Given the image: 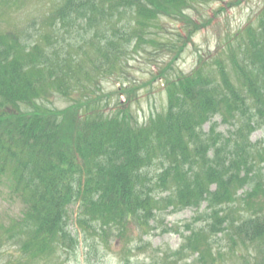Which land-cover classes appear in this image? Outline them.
<instances>
[{
    "label": "trees",
    "instance_id": "16d2710c",
    "mask_svg": "<svg viewBox=\"0 0 264 264\" xmlns=\"http://www.w3.org/2000/svg\"><path fill=\"white\" fill-rule=\"evenodd\" d=\"M195 1L0 0V182L23 204L0 221V264H67L80 244L74 224L92 235L91 251L97 239L131 243L133 224L146 235L159 212L202 206L180 249H158L160 262L264 264V147L251 140L264 125V5L257 24L178 73V53L209 24L187 13ZM164 17L183 24L172 38ZM145 45L171 59L154 73L168 104L140 123L135 86L118 87L119 109L88 92ZM55 96L71 104L57 108ZM125 248L129 264L141 246Z\"/></svg>",
    "mask_w": 264,
    "mask_h": 264
},
{
    "label": "rangeland",
    "instance_id": "374dc122",
    "mask_svg": "<svg viewBox=\"0 0 264 264\" xmlns=\"http://www.w3.org/2000/svg\"><path fill=\"white\" fill-rule=\"evenodd\" d=\"M31 5L28 3L27 9ZM263 5L264 0H196L193 10L188 11L189 15L192 19L202 23L209 21V24L197 30L192 42L184 48L182 53H178L179 60L174 65L178 73L191 72L196 68L201 55L207 56V53L213 52L221 39L226 38L228 34L238 32L250 20L257 24L260 20L257 18L258 13ZM23 18L24 15L20 17V19ZM18 19L17 16H12L10 20ZM163 22L165 27L163 26L162 33L165 37L172 38L174 36L172 31L183 26L181 22L174 19L163 18ZM144 48L147 51L140 49L138 53L132 51L127 55V62L119 74L100 73L97 79L99 87H95V92H88L90 98L104 103L107 109L111 107L119 109L125 103L127 96L117 91L118 87L121 84L128 88L135 86V100L132 101V106L134 112L138 114L140 123H145L153 115L163 112L168 104L164 82L161 79L155 80L154 73L165 67L171 59L166 51H157L149 45H145ZM172 72L168 70L169 74ZM51 104L64 108L70 103L67 98L55 97ZM216 121L221 123L220 130H227L219 118ZM209 126L210 123L206 125V129H209ZM251 140L255 143L260 142V145L264 147V125L255 130ZM76 208L77 206L71 208L75 217ZM203 208L204 206L200 210L191 207L178 211L159 212L157 218L150 222L153 228L146 235L141 236L139 227L133 224L129 234L133 240L131 243H128L127 238L124 237V241L113 240L112 246L108 248L101 239H97L98 246L92 248L91 251L89 243L92 241L90 238L92 235H88L90 239L87 238V240L85 232L76 227L80 244L77 253L70 258L67 264H126L121 256L124 247L127 250L135 248L136 245L141 248H136L130 253L129 264H163L160 262L162 260L159 258L161 251L158 249L162 251L170 248L180 249L184 241L183 234L190 233L185 228L186 223H190L198 211L202 212ZM22 209V203L13 198L5 185L0 182V221L7 222L11 216H19ZM171 227V231L164 232L165 229ZM12 250L13 247H8L2 257L7 258ZM156 250L159 252L158 255ZM187 256L190 263L196 259L192 252H188Z\"/></svg>",
    "mask_w": 264,
    "mask_h": 264
}]
</instances>
